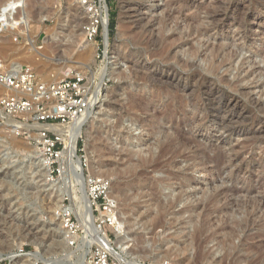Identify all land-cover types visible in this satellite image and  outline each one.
<instances>
[{"label":"rangeland","instance_id":"rangeland-1","mask_svg":"<svg viewBox=\"0 0 264 264\" xmlns=\"http://www.w3.org/2000/svg\"><path fill=\"white\" fill-rule=\"evenodd\" d=\"M105 1L113 77L75 153L84 174L91 165L111 182L127 238L119 249L113 236L114 251L141 264H264V0H198L196 14L188 0ZM77 8L25 0L0 18V61L43 79L69 61L95 93L96 47L81 65L63 44L46 45L45 32L76 17L84 40ZM29 39L41 54L34 61L23 57ZM15 132L0 119V264L83 263L51 217L71 205L64 187L80 195L81 185L66 173L55 187L41 181L27 138Z\"/></svg>","mask_w":264,"mask_h":264},{"label":"built area","instance_id":"built-area-1","mask_svg":"<svg viewBox=\"0 0 264 264\" xmlns=\"http://www.w3.org/2000/svg\"><path fill=\"white\" fill-rule=\"evenodd\" d=\"M84 14L82 32L84 41L96 47L95 58H103L105 37L108 36V7L105 0H72ZM107 16V29L104 17ZM0 26V30H6ZM106 33V34H105ZM91 84L83 73L70 71L60 79H43L29 66L16 68L0 61V119L10 118L16 122L35 126L29 130L16 131L17 136H25L30 146L35 147L48 169L49 180L66 173V143L61 135L44 128L48 125H67L83 116L90 108ZM86 167V160H83ZM87 198L91 206L94 225L100 236L109 244L112 237L121 231L117 221L116 201L110 193L108 178L83 173ZM63 201L51 217L59 223L61 237L75 256L84 240L91 237L81 228L74 209ZM104 233V235H103ZM22 251H19V254ZM84 264H126L117 260L104 241L96 240L90 247Z\"/></svg>","mask_w":264,"mask_h":264},{"label":"bare ground","instance_id":"bare-ground-1","mask_svg":"<svg viewBox=\"0 0 264 264\" xmlns=\"http://www.w3.org/2000/svg\"><path fill=\"white\" fill-rule=\"evenodd\" d=\"M24 1L25 0H5L3 3L0 4V18H3V19L5 18V20L8 21L10 18H12L13 14H15L17 12V9L22 8V6L24 5ZM197 1L198 0H188V2L186 4V9L187 8L188 9H194L195 14H196L197 11H196L195 4H196ZM74 3L76 4V2H74ZM76 10H79V12L83 16V18L85 17L84 14H83V12L79 9V7ZM170 14L171 13H170V10H169L168 13H167V16L169 17ZM52 17H53V14L43 16L41 18V21H44L46 19H51ZM186 17L184 18V20L187 21V22L189 21V23L191 24L192 30L194 32H197L196 23L194 21L195 20V17H197V16L195 15L193 17L194 20L193 19L186 18ZM76 18H74V23H73L74 26H71V25L68 26V24H67L68 22L63 21L62 24H61V26L63 28H59L58 25H57V26H54L52 29H50L48 32H45L46 35H47L46 37H48L47 42H46L47 43L46 45H49V44H51V45H54V44H63L64 47H66L65 48L66 50L64 51V53L66 52L67 54H69V53H72L73 54V57H74L75 62H72V63H78V64H81V65H85V63L88 61V59L90 57L89 51L92 50V49H94L95 46L93 44L86 43L84 40H82V34H79L78 35L76 33V27H77V25H76L77 23L75 22L76 21ZM137 24L135 26H137ZM25 25H26L25 30H26V28H30L29 22L28 23L26 22ZM32 27H33V25H32ZM64 27H66L68 29H66L64 31ZM104 28L107 29V16L104 17ZM140 29H141V27H140ZM27 43H28L27 45H28L29 48L27 49V52L25 51L26 53L24 54L23 57L26 60L34 61V59H36L35 58V54H37V55L38 54L41 55V54L38 53L36 51V49L34 48V45H33L34 44V41H31L29 39ZM107 47H108V41H107V38L105 37V51H104V54H105V57L104 58L105 59H104V62H102V64L99 65V68H98V71H97L98 74H99L97 76L98 77V85H97V89H96L95 93L93 92L92 100H91V104H90V108L88 109V111L83 116L79 117L78 119H76L74 122H72L70 124H67V125H64V126H61V125H48V126H44V128L49 129V130H52V131H54L57 134H59V135L62 136L64 142L66 143V151L64 152V155L66 156V174L65 175H66V177H67V175L69 177H71L74 180L73 181L74 184H75V182H78L81 185V189H80L81 190V193H80V195L77 194V191H76L75 187L73 185H70L71 182L69 183L70 186H68L66 188L64 187V189H63L64 195L67 196L70 199V202H71V205L68 208H70V209L72 208V209L75 210L76 215L79 218V223L81 225V228H83L85 231H87V233H89L90 236H91V237H88L87 240H84V242L82 243V245L79 247L80 254L78 255L77 260H79V261L81 260L83 262L81 264H84L85 261H86V258L88 256V254L90 253V247H91L92 243L94 241L100 239L101 241H104V243L107 245V247H108L109 251L111 252V254L114 255L117 260L123 261L126 264H141L140 262H136V261H129V262L126 261L120 254H117L114 251L113 246L111 244H109V242L105 239L104 236L101 237L100 236V232H98L96 230L95 225H94V219H95V217L93 215H91V211L92 210H91L90 202H89V200L87 198L86 187H85V184H84L82 163H81L80 159L78 158V156L75 153L77 140L84 133L83 131H84L85 125L87 124L88 120H90V118H94V116H96L98 114V111H95V110L97 108H100L101 101H102V100L100 101V99H99V91L103 89V86L105 84L106 79L113 77L114 67H113V64L111 63V59H112L111 55L108 57ZM1 53H3V51ZM68 62L69 61H67L65 63L63 62V64H65V66L62 67L61 69H59L58 71H56V74L55 75L49 76V78H51V79H60L65 74L69 73L70 71H73V69H74L73 66L66 65V64H68ZM11 65L12 66H15L16 68H19V67L22 66L21 63H13ZM85 69H89V68L88 67H85ZM257 103L258 102H256V104ZM4 119L7 120V122L10 125V127L12 129H14L15 131L29 130V129H32L33 127H35V126H29V125H27L25 123L16 122V121H14V120H12L10 118H4ZM192 143H194V142L192 141ZM30 148L31 149L28 150V152L31 153V155H30L31 156V159H36V161L33 162V165H34L33 167L37 171L41 172L40 173L41 181H44V182L47 181L46 185L51 186V187L58 186L55 183H52L54 181H50L49 180L50 178H49V175H48V169L43 164V161H42V159L40 157L39 151L35 147H32V146ZM221 157L222 156H220V159H222ZM219 168L221 169V167H219ZM87 171H89L93 175H97V176L102 175V173L100 171H95L94 168H93V166H91V165H88V170ZM250 189H252V188H250ZM111 190H112V187H110V193H111ZM57 208H60V206H57ZM117 221H118L119 227L120 228H123V230H122V233L121 232H118L117 233V241H116L117 243H115V245H117V244L118 245L117 246L114 245V246L116 248L118 247L120 249L121 247L124 246V243L127 240V238L125 236V226H124L125 225V222L122 220V218H121V216H120V214L118 212H117ZM31 230L32 229L30 228L29 231L31 232ZM32 233H33V236L34 237L37 235L36 234L37 232H35V233L32 232ZM32 233H30V234H32ZM103 235H104V233H103ZM55 242L57 243V240ZM59 242H58V244H60ZM62 242L63 241H61V243ZM10 257H11V255H10ZM22 257L23 256L20 257L19 255L18 256H15V254H14L13 257L10 258V260L16 261L18 258H22ZM26 258H28V257H26Z\"/></svg>","mask_w":264,"mask_h":264},{"label":"trees","instance_id":"trees-1","mask_svg":"<svg viewBox=\"0 0 264 264\" xmlns=\"http://www.w3.org/2000/svg\"><path fill=\"white\" fill-rule=\"evenodd\" d=\"M113 29H114V23H111L110 28L108 29V31L110 32V35L113 33Z\"/></svg>","mask_w":264,"mask_h":264},{"label":"water","instance_id":"water-1","mask_svg":"<svg viewBox=\"0 0 264 264\" xmlns=\"http://www.w3.org/2000/svg\"><path fill=\"white\" fill-rule=\"evenodd\" d=\"M106 38H107V41H108V36H107V35H106ZM101 107H102V104H101ZM98 109H99L101 112L103 111L101 108H98ZM101 112H100V113H101ZM100 113L97 114L96 117H99V116L101 115Z\"/></svg>","mask_w":264,"mask_h":264}]
</instances>
